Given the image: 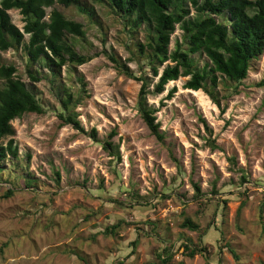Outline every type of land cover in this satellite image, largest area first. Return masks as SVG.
Listing matches in <instances>:
<instances>
[{
    "label": "rangeland",
    "instance_id": "obj_1",
    "mask_svg": "<svg viewBox=\"0 0 264 264\" xmlns=\"http://www.w3.org/2000/svg\"><path fill=\"white\" fill-rule=\"evenodd\" d=\"M89 1L98 23L74 7L58 5L85 26L86 40L73 38L77 49L99 53L77 66L87 89L76 112L86 131L97 129L100 141L117 132L112 141L119 144L121 159L88 134L62 124L57 93L50 81L38 82L37 97L46 112L13 121L19 159L0 170V264H264V54L238 92L221 100L225 112L203 90L185 89L188 78L150 95L165 135L160 141L137 110L141 82L119 73L106 56L126 60L136 75L145 66L153 89L158 78L137 51L138 43L146 41L145 30L130 34L106 3ZM9 12L22 29L19 10ZM182 35L178 25L171 51ZM0 57L16 64L18 75L30 82L22 47ZM194 57L200 67L207 61L202 54ZM62 77L73 91L79 89V80L66 67ZM174 87L177 92L166 99ZM219 90L221 96L229 92L224 86ZM206 124L217 150L206 144ZM25 178L33 186H24ZM195 183L206 196L215 189L217 197L227 199L215 217L217 225L208 230ZM9 190L13 194L7 197ZM187 218L201 230L184 227ZM114 225L116 232L108 233ZM182 243L206 250L192 257Z\"/></svg>",
    "mask_w": 264,
    "mask_h": 264
},
{
    "label": "trees",
    "instance_id": "obj_2",
    "mask_svg": "<svg viewBox=\"0 0 264 264\" xmlns=\"http://www.w3.org/2000/svg\"><path fill=\"white\" fill-rule=\"evenodd\" d=\"M95 1L106 3L123 20L130 34L141 28L146 32V41L138 43L137 51L139 56L147 60L153 77L158 78L153 89L149 77L143 73L145 66L141 69L143 72L136 75L126 60L113 53L106 52V56L119 73L141 82L137 110L151 133L160 141L165 139V135L157 117L159 110L149 102L150 95H161L170 82L188 78L185 89L203 90L225 112L221 100H227L238 92V86L248 77L253 62L264 54V0ZM58 5L74 7L90 21L98 23L96 8L89 0H0V52L22 47L26 52V71L30 79L27 83L18 75L19 67L16 64L5 63L0 57L1 171L5 170L2 168L3 163L11 161L16 164L19 159L13 121L29 113L46 112L36 93V84L43 79L50 81L57 93L61 105L58 116L62 124H70L76 130L88 134L101 142L108 154L121 159L119 144L112 141L117 135L115 130L100 141L97 129L86 131L78 119L76 108L87 89V81L82 74H77V66L90 62L99 53L84 54L77 49L73 38L86 40L85 26L66 16ZM192 9L195 15H192ZM10 10H19L23 16L22 29L13 22ZM178 25L183 31L182 41H177L175 50L171 51L172 36ZM196 54L207 58L202 67L194 57ZM65 67L70 76L76 75L79 80L77 91H73L63 79ZM223 86L229 92L221 96L219 89ZM176 92V87L169 90L166 99H171ZM206 130L210 135L207 146L212 150L219 149L216 139L212 138L213 130L207 124ZM174 161L181 170L178 160L174 158ZM231 161L235 168V159L231 158ZM57 175L59 177L60 174ZM24 186H33V181L25 178ZM194 186L196 199L202 206L200 212L205 221L204 227L208 230L217 225L215 217L219 209L226 208L227 199L217 197L215 189L212 196H206L197 183ZM12 194L13 191L9 190L6 196ZM134 200L140 202L139 196L134 197ZM183 226L196 231L202 228L190 218L185 219ZM107 232L115 233L116 226L108 228ZM182 246L192 257L206 250L205 247L201 249L187 243H182ZM226 246L237 259L235 250L230 245Z\"/></svg>",
    "mask_w": 264,
    "mask_h": 264
}]
</instances>
